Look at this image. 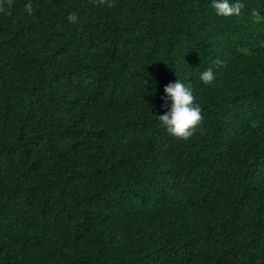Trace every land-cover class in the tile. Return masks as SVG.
<instances>
[{
  "label": "trees",
  "instance_id": "obj_1",
  "mask_svg": "<svg viewBox=\"0 0 264 264\" xmlns=\"http://www.w3.org/2000/svg\"><path fill=\"white\" fill-rule=\"evenodd\" d=\"M28 2L0 13V264H264V0Z\"/></svg>",
  "mask_w": 264,
  "mask_h": 264
},
{
  "label": "clouds",
  "instance_id": "obj_2",
  "mask_svg": "<svg viewBox=\"0 0 264 264\" xmlns=\"http://www.w3.org/2000/svg\"><path fill=\"white\" fill-rule=\"evenodd\" d=\"M8 7H11L12 0H6ZM101 4L107 3L111 7L109 0H99ZM212 9L216 15L223 17L239 16L244 8L240 0L235 3L230 0H212ZM4 0H0V13H5ZM25 12L31 16L33 13L32 4L29 0L25 4ZM77 20L76 13H70L68 21L75 23ZM216 66L220 65V61L213 62ZM200 81L205 85H211L216 80V74L213 67H208L200 73ZM165 107H168L167 102L171 101L169 110L162 115H158V119L166 131L176 139L188 140L202 123V109L196 102L193 94V89L190 83L181 82L179 79L175 82H170L164 87Z\"/></svg>",
  "mask_w": 264,
  "mask_h": 264
}]
</instances>
